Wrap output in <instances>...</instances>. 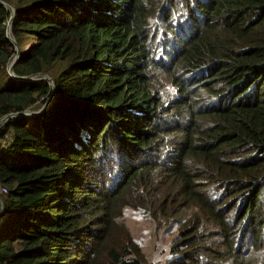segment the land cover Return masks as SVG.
Masks as SVG:
<instances>
[{
    "label": "trees",
    "instance_id": "trees-1",
    "mask_svg": "<svg viewBox=\"0 0 264 264\" xmlns=\"http://www.w3.org/2000/svg\"><path fill=\"white\" fill-rule=\"evenodd\" d=\"M0 1V264H264V0Z\"/></svg>",
    "mask_w": 264,
    "mask_h": 264
},
{
    "label": "rangeland",
    "instance_id": "rangeland-1",
    "mask_svg": "<svg viewBox=\"0 0 264 264\" xmlns=\"http://www.w3.org/2000/svg\"><path fill=\"white\" fill-rule=\"evenodd\" d=\"M33 40L34 38L32 37H26L21 46L17 44L19 50L26 49L31 42H34ZM13 41L16 42V40ZM7 72H9L8 67ZM47 77H50V80L47 79L49 84L50 81L53 82L52 76L48 75ZM177 208L178 205L175 208H171L166 214H157L156 220L151 219L142 209L134 210L129 207L124 209L121 221L126 225L134 242L138 244L148 263L167 264L171 258L170 248L178 234L179 220H182L181 212H177Z\"/></svg>",
    "mask_w": 264,
    "mask_h": 264
},
{
    "label": "water",
    "instance_id": "water-1",
    "mask_svg": "<svg viewBox=\"0 0 264 264\" xmlns=\"http://www.w3.org/2000/svg\"><path fill=\"white\" fill-rule=\"evenodd\" d=\"M1 3H3L11 12V16L10 19L8 21V25H7V38L12 42V44L15 46V50H16V55L14 56V58L12 59V61H10V63L8 64V73L10 75V77H13L16 80H33L35 78H37V76H39L40 78L43 77H47L48 75L45 73H38V74H31L29 76H17L14 72H13V66L15 64V62L18 60V58L20 57V50H19V46L17 45L16 42H14L13 40H15L12 36H11V30H10V26H11V21L14 15V9L12 8V6H10L9 4H5L4 2L0 1ZM43 76V77H42ZM43 79H49L50 77L47 78H43ZM50 85L54 88V84L52 81H50ZM53 97H51L38 111H31V110H24L22 112H12L9 113L7 115H5L4 117L0 118V126L2 124H4L8 119L15 117V116H20V115H24V116H32V115H36L37 113L43 111L46 106L49 104V102L52 100ZM6 215H5V210H4V206H3V201H2V197L0 194V223L5 219Z\"/></svg>",
    "mask_w": 264,
    "mask_h": 264
},
{
    "label": "built area",
    "instance_id": "built-area-1",
    "mask_svg": "<svg viewBox=\"0 0 264 264\" xmlns=\"http://www.w3.org/2000/svg\"><path fill=\"white\" fill-rule=\"evenodd\" d=\"M2 192H6V189L5 188H0Z\"/></svg>",
    "mask_w": 264,
    "mask_h": 264
}]
</instances>
